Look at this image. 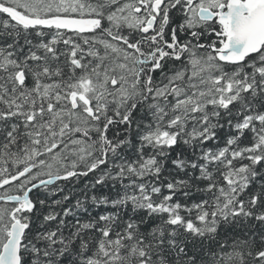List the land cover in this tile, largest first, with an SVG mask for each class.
Wrapping results in <instances>:
<instances>
[{
    "label": "snow or ice",
    "instance_id": "obj_1",
    "mask_svg": "<svg viewBox=\"0 0 264 264\" xmlns=\"http://www.w3.org/2000/svg\"><path fill=\"white\" fill-rule=\"evenodd\" d=\"M0 264H264V0H0Z\"/></svg>",
    "mask_w": 264,
    "mask_h": 264
}]
</instances>
